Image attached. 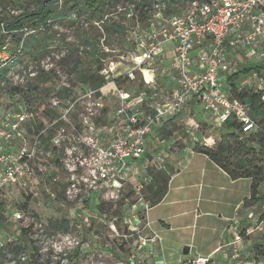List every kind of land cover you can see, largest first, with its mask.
Segmentation results:
<instances>
[{
    "label": "rangeland",
    "instance_id": "374dc122",
    "mask_svg": "<svg viewBox=\"0 0 264 264\" xmlns=\"http://www.w3.org/2000/svg\"><path fill=\"white\" fill-rule=\"evenodd\" d=\"M128 2L111 0L106 5L107 9L115 12L113 21L129 28L133 25L136 13L134 6H129ZM38 3L39 0H0V19L8 20L12 15H19L21 9L35 8ZM70 3L71 0H53L60 16L49 20L47 26L36 28V34L42 41L41 51L38 52L36 45H32V53L21 55L20 61L43 66L44 63L51 64L54 57L55 63L49 66L53 73L41 77L38 91L49 96L64 80L63 76L56 75L57 71H61L72 85L71 94L75 97L82 91V81L78 78V71L71 68L72 60L79 57L84 68L95 67L84 52L82 39V36L88 35L90 25H95L102 33L99 48L107 46L109 49L100 55L107 80L103 90V117L98 122L115 125L117 122L112 117L117 103L111 93L113 86H118L113 83V79L126 75L132 67L135 38L129 37L130 41L124 43L116 32L106 33L100 22L96 25L97 19H89L82 2H77L75 10H70ZM184 3L185 0H178L176 6L179 5L181 9ZM163 19L160 13L155 12L152 22L158 26ZM25 24L32 27L31 22ZM236 54L235 59L242 64L264 62V37L256 39L251 48L241 49ZM147 72L143 71V77L147 78ZM141 80L137 76L133 82L125 83L121 88L131 93L133 102L146 90L145 82ZM259 81V75L253 70L240 77L239 85L255 89ZM221 82L222 85L226 83L225 80ZM46 97L41 104L37 102L36 105L37 118L41 121H47L51 116L45 108ZM168 99V94L163 92L161 100ZM10 102L11 98L6 94L0 95L3 112L11 108ZM81 111L82 107L78 105L75 113L78 115ZM106 115L110 117L107 120ZM222 133L224 131L220 128V122L203 111L197 101H191L179 114L165 118L148 139L142 158L131 165L119 186H112L107 192L92 194L87 200L76 202L64 201L61 191L57 192L58 200L47 197L43 184L58 173L60 166L55 158L44 157L42 165L45 177L38 187L36 198L25 207L19 202L5 203V221L0 223V246L18 239L20 227L31 225L30 236L40 246L41 260L50 261L51 264H65L67 261L69 264H128L132 253L135 254L136 264H177L183 259L207 256L217 246H220V251L210 254L207 264H226L227 251L232 247L229 243L234 239L239 243L236 259H241L242 264L263 262L264 256H259L257 246L264 247V205L257 204L248 209L242 206L243 200L249 197L251 180H232L206 155L193 149L195 144L213 145ZM148 165L164 168L170 176L166 195L154 206H148L140 198L148 182ZM59 173L62 179L60 185L63 187V175L61 171ZM259 191L264 193V183L260 185ZM135 199L137 202L132 205L130 202ZM16 211L20 212V219L14 218ZM134 217L141 218V226L138 233L131 234L129 227L135 223ZM63 218L70 221L67 232L61 226L49 225L50 221L58 222ZM146 220L161 236L160 248L148 250L138 246V236L147 233L144 228ZM184 247L189 248L187 253L182 252ZM16 258L9 260L6 256L3 264H16Z\"/></svg>",
    "mask_w": 264,
    "mask_h": 264
},
{
    "label": "built area",
    "instance_id": "2783aa9c",
    "mask_svg": "<svg viewBox=\"0 0 264 264\" xmlns=\"http://www.w3.org/2000/svg\"><path fill=\"white\" fill-rule=\"evenodd\" d=\"M154 7L164 5L156 3ZM1 30L6 35L2 23ZM260 37H264V0H190L181 13L171 14L158 26L151 23L145 34L135 38L133 65L126 73L128 79H134L136 72H141L143 77V71L147 70L150 76L143 80L148 93H142L133 102L127 91L113 86L111 95L117 106L112 118L117 123L111 126L98 122L103 117L106 83L99 89L86 87L75 97L72 94L65 97L72 85L66 81L64 73L57 71L56 75L63 76L64 80L46 101L51 116L47 121L38 119L41 126L37 129L31 105L25 99L15 100L19 97L9 96L10 109L3 112L0 103V202L36 198L45 177L44 157L55 158L60 166L58 173L43 184L49 199L58 200L57 192L61 191L64 201L87 200L92 194L100 195L112 186H119L127 169L143 156L148 139L165 118L179 114L192 100L199 102L202 110L219 122L233 116L241 122L243 132L252 131L255 123L246 107L225 94L221 81L230 70L232 54L251 48ZM165 43L171 45L173 58L166 67ZM10 46L7 36L0 48V67L12 64L21 51L19 44L14 55ZM44 64L42 67L50 71L52 63ZM158 69L163 74L173 75L170 90L160 83ZM36 73L31 65L26 69L15 65L7 76L13 85L23 86L24 80ZM0 84L3 86L5 81L1 80ZM262 85L259 81V87ZM58 91L60 94L56 93ZM163 92L168 94L167 101L161 100ZM261 99L264 100V96ZM78 105L82 111L77 115ZM106 116V120L110 118ZM59 171L63 175V187ZM54 187L57 188L53 190ZM14 214L15 219L21 218L19 211ZM134 219L135 223L129 227L131 234L138 233L141 226V218ZM144 228L147 233L138 236V246L160 248L159 233L147 220ZM134 258L135 254H130L128 264H136ZM209 261V256L197 257L177 264H207Z\"/></svg>",
    "mask_w": 264,
    "mask_h": 264
},
{
    "label": "trees",
    "instance_id": "16d2710c",
    "mask_svg": "<svg viewBox=\"0 0 264 264\" xmlns=\"http://www.w3.org/2000/svg\"><path fill=\"white\" fill-rule=\"evenodd\" d=\"M78 1L82 2L86 7L84 12L89 19H93V21L97 19V22H95L96 25L100 22L106 33L112 31L116 32L121 36V40L124 43H128L132 36H134L132 38L134 39L145 34L149 30L151 23H153L152 18L155 12L160 13L163 18H167L171 14L181 13L187 8L190 2V0H185V3L182 5L184 7L180 9L179 5L176 6L178 0H139L137 2L136 0H129V6H134V12L136 14L133 16V19H135L133 25L128 28L125 24L113 21L115 12L110 8L107 9L106 5L111 0H71L70 10H75L77 8ZM156 3L163 4L164 7L155 8L154 6ZM59 16L60 13L56 7H54L53 0H39L35 8L27 7L26 9H21L19 15L10 16L8 20L0 19V48L7 36L10 37V41L12 42L10 46L12 54H16L15 51L18 45L21 44V51L13 63L5 67H0V83L1 80L5 81L3 86L0 84V95L3 96L6 94L8 97L17 96L19 100L25 99L29 105H31V111L36 114V121L33 123L36 129L41 126L36 113L37 102L41 104L44 96H47L46 101L50 96L44 95L43 92L38 91V81L42 76L53 73V70L45 72L41 64L34 65L36 67L34 68L32 65L33 62L22 63L20 61V56L26 53H32V45H36L35 49H37L38 52L41 51L42 41L36 34V28H39V26H47L49 20L57 19ZM25 22H31L32 27L25 24ZM1 23L3 24L4 30L7 32L6 35L2 33ZM89 30H87L89 32L87 36H82L83 49L85 54L89 57V60L95 64V67L84 68L82 59L78 57L73 58L71 68H73L72 70L78 71V78L82 81L80 84L81 89L86 87L99 89L106 83L104 75L106 69L105 66H102L100 55L103 52L107 53L109 49L107 46L104 47V49L99 48L102 33H99L95 25H90ZM49 55H51V53H49ZM230 62V70L225 73L222 79L226 81V83L223 84V90L230 98H236L244 104L248 115L255 123V128L252 131L243 132L241 122L235 117L229 116L226 120L220 122V128L224 133H222L223 135L220 136L219 140L213 145L195 144L193 149L198 153L206 155L210 161L224 171L232 180L239 178H249L251 180L249 197L245 198L242 202V206L246 209L257 204L264 205V193L262 194L259 191L260 185L264 183V100L261 99V97L264 96V62L253 64H249V62L248 64H242L235 58H231ZM51 63H55L54 57ZM15 65H19L21 68L25 69L31 65L37 73L31 78H26L23 86L13 85L10 83L7 74L9 69ZM253 70H256V73L259 75V80L263 82L262 87L258 86L253 89L248 85L240 86V77ZM146 75L148 76V73H146ZM137 76L144 82L141 72H136L134 79H128L126 75L118 76L113 79V83L122 88L125 83L133 82ZM71 92L72 91L66 93L65 97L69 96ZM144 92L148 93L147 87L143 93ZM52 93L53 92L50 94ZM56 93L60 94V91ZM45 108L47 110V103ZM146 169L148 182L144 185L140 198L148 203V206H154L166 195L170 176L166 170L161 167L157 168L148 165ZM29 201L30 199L27 197L25 200L19 202V204L25 207ZM136 202L137 199L132 200L130 203L134 205ZM4 209L5 203L0 202V223L5 221ZM49 225L52 227L61 226L62 230L67 232L69 230L70 221L68 218H63L58 222L50 221ZM19 233L18 239H12L0 246V264H3V260L6 256L11 260L15 259L18 255L19 258H16V264H51L50 261L41 260L39 252L40 246L36 243V240L32 239L30 236L31 225L20 227ZM257 249H259V256H264V247L258 245ZM65 264H69V261Z\"/></svg>",
    "mask_w": 264,
    "mask_h": 264
},
{
    "label": "crops",
    "instance_id": "0c3cea01",
    "mask_svg": "<svg viewBox=\"0 0 264 264\" xmlns=\"http://www.w3.org/2000/svg\"><path fill=\"white\" fill-rule=\"evenodd\" d=\"M236 55L237 54H232V57L231 58H236ZM163 57H164L163 58V61H164L165 67L168 66V65H170L172 63L173 58H172V52H171V45L169 43H165L164 44ZM157 73H158V79H159L160 83L162 85H164L165 89L170 90L171 87H172V85H173V75H171V74H163V72H161V69H158V72ZM223 86L224 85H222V87ZM104 88H103V90H104ZM192 101H194V100H192ZM198 106L202 109V105L199 102H198ZM134 164H135V162L132 164V166ZM129 168H131V166ZM128 170L129 169H127L126 174H127ZM144 206H146L145 203H144ZM246 209H248V208H246ZM236 237H238V235H236ZM237 243H238L237 239H234L232 241V243H229V244H231L232 247L227 251L228 252V259H227V263L226 264H242V260L241 259H236L237 258V255L236 254H238V249H239ZM219 247L220 246L215 247L211 252L208 253L207 256H200V257H208L212 253L219 252L220 251ZM148 250H151V249L148 248ZM260 262H257L256 264H261L262 262L261 263Z\"/></svg>",
    "mask_w": 264,
    "mask_h": 264
},
{
    "label": "water",
    "instance_id": "95a60500",
    "mask_svg": "<svg viewBox=\"0 0 264 264\" xmlns=\"http://www.w3.org/2000/svg\"><path fill=\"white\" fill-rule=\"evenodd\" d=\"M188 251H189V248L188 247H184L182 252L183 253H187Z\"/></svg>",
    "mask_w": 264,
    "mask_h": 264
},
{
    "label": "bare ground",
    "instance_id": "6f19581e",
    "mask_svg": "<svg viewBox=\"0 0 264 264\" xmlns=\"http://www.w3.org/2000/svg\"><path fill=\"white\" fill-rule=\"evenodd\" d=\"M148 73V72H147ZM150 76V74L148 73V76L147 77H149Z\"/></svg>",
    "mask_w": 264,
    "mask_h": 264
}]
</instances>
